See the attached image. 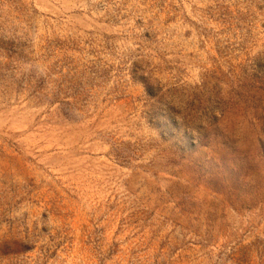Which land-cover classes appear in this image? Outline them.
Wrapping results in <instances>:
<instances>
[{
    "label": "rangeland",
    "instance_id": "374dc122",
    "mask_svg": "<svg viewBox=\"0 0 264 264\" xmlns=\"http://www.w3.org/2000/svg\"><path fill=\"white\" fill-rule=\"evenodd\" d=\"M0 264H264V0H0Z\"/></svg>",
    "mask_w": 264,
    "mask_h": 264
}]
</instances>
